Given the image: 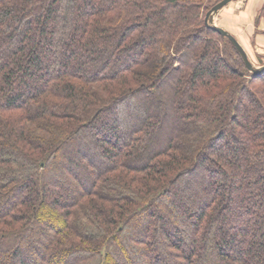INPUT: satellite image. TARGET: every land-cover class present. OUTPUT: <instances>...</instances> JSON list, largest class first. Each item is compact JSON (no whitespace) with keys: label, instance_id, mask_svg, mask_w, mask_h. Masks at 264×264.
I'll return each instance as SVG.
<instances>
[{"label":"trees","instance_id":"trees-1","mask_svg":"<svg viewBox=\"0 0 264 264\" xmlns=\"http://www.w3.org/2000/svg\"><path fill=\"white\" fill-rule=\"evenodd\" d=\"M221 1L0 0V264H264V74Z\"/></svg>","mask_w":264,"mask_h":264},{"label":"rangeland","instance_id":"rangeland-1","mask_svg":"<svg viewBox=\"0 0 264 264\" xmlns=\"http://www.w3.org/2000/svg\"><path fill=\"white\" fill-rule=\"evenodd\" d=\"M254 6V0H234L219 12L215 22L219 27L234 34L254 66L262 67L264 66V40H257V35H253L252 24L254 23V27H256V33L260 34L259 28L263 17L259 21L257 20L261 9L258 12L254 11ZM249 37H251V44L248 42Z\"/></svg>","mask_w":264,"mask_h":264},{"label":"water","instance_id":"water-1","mask_svg":"<svg viewBox=\"0 0 264 264\" xmlns=\"http://www.w3.org/2000/svg\"><path fill=\"white\" fill-rule=\"evenodd\" d=\"M234 0H223L220 3L216 4L212 7V9L206 14L205 17V24L207 28L217 32L220 36L227 38L232 45L236 48V50L239 52L245 67L249 72H251L253 75L258 76L264 74V66L262 67H256L254 64L250 61L248 54L246 53L243 46L238 42V40L227 30L219 27L216 25V16L219 14V12L228 6L231 2Z\"/></svg>","mask_w":264,"mask_h":264},{"label":"crops","instance_id":"crops-1","mask_svg":"<svg viewBox=\"0 0 264 264\" xmlns=\"http://www.w3.org/2000/svg\"><path fill=\"white\" fill-rule=\"evenodd\" d=\"M254 3H255V6L253 7L254 8V11H257L258 12L260 9H262V7L264 5V0H257V2H255V0H254ZM254 14H256V13H254ZM253 16L255 17V15H253ZM252 26H253V28H252L253 35H257L256 36L257 40H264V17L262 19V24L260 23V28H259L261 30L260 31V34L259 33H256V31H255V28L256 27H254V23L252 24ZM232 35L234 36V34H232ZM250 38L251 37H249V39H248L249 44H251Z\"/></svg>","mask_w":264,"mask_h":264}]
</instances>
